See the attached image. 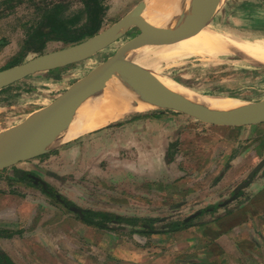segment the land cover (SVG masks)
<instances>
[{"label": "rangeland", "instance_id": "obj_1", "mask_svg": "<svg viewBox=\"0 0 264 264\" xmlns=\"http://www.w3.org/2000/svg\"><path fill=\"white\" fill-rule=\"evenodd\" d=\"M6 1L0 0V70L37 54L70 45L50 40L39 52L25 50L31 32L42 23L46 9L50 11L59 3L64 5L63 14L67 17L82 13L78 27L86 20L82 0ZM140 1L142 0H101L103 15L98 32L112 26ZM10 5L13 7L10 8ZM261 26H264V21L258 24V27ZM140 30L139 25H133L121 39L83 62L29 76L0 90V134L48 106L74 82L106 61ZM245 34L264 36V31ZM163 67L161 73L164 76L188 86V89L200 95L237 97L245 104L264 100V66L248 63L239 55L189 57ZM169 115H181L189 122L204 125L191 116L160 107L146 113L129 115L105 128L53 145L34 159L0 170V181L4 187L2 192L6 195H23L24 200L32 202L33 208L38 205L40 208L43 206L52 209L47 216L52 223L58 222V214L54 208H58L56 203L61 200L74 209L101 211L132 219L131 224L108 220L107 229H104V237L107 235L108 239L112 229L113 234L118 235L116 237L120 244H124L122 242L128 237L133 239L132 236H142V232L152 233L144 231L149 227L157 234L152 237L167 245L166 242H171L170 234L183 231L190 225L186 222L189 213L199 208L213 207L212 211H206L195 220L207 224L220 216V213L226 214L236 207L235 201L224 204V200L228 199L226 195H202L201 191L186 195L183 183L178 184L180 195L166 190L163 191L164 195H153L154 183L161 182L162 177L164 181L169 177L171 182L183 175L182 177H189L192 181L196 180L194 186L202 190L212 175L210 169L201 168L205 162L202 159L180 160L181 162L172 159V156L179 155L176 147L166 146L158 154L160 157L164 155L170 158L169 165L162 164L160 167L151 161L149 154L153 149L150 145L142 148V135L149 139L150 134L154 135L151 132L154 128H176L179 122L165 118ZM127 127L131 128L129 133H133L136 144H132V136H127ZM164 185L162 184V188L166 189L168 185ZM218 210L222 211L218 213ZM41 213L42 210L38 214ZM88 238L94 239V234L88 235ZM180 239L185 241L181 235ZM162 251L163 254H168L165 252L167 248ZM145 253L146 250L142 251V256ZM158 253L160 250L157 252L150 249L147 252L152 255Z\"/></svg>", "mask_w": 264, "mask_h": 264}, {"label": "crops", "instance_id": "obj_2", "mask_svg": "<svg viewBox=\"0 0 264 264\" xmlns=\"http://www.w3.org/2000/svg\"><path fill=\"white\" fill-rule=\"evenodd\" d=\"M214 20L220 27L243 33L264 31V26L258 27L264 21V0H225ZM169 116L165 118L179 122L176 128H154L149 139L142 135V148L150 145L153 149L151 161L160 167L169 165L171 159L158 154L166 146L176 147L179 155L172 159H202L205 162L201 168L210 169L212 175L202 190L194 186L196 180L183 175L171 182L169 177L165 181L162 177L151 188L153 195H164V190L180 195L178 184L183 183L186 195L201 191L202 195L228 196L224 204L235 201L233 210L226 214L218 210L220 216L207 224L195 220L213 207L189 213L186 222L190 225L170 234L167 245L152 237L157 234L144 232L120 244L112 229L111 237H104V228L87 224L61 200L54 208L58 222H49L47 216L52 209L33 208L23 195L4 194L0 181V259L7 257L13 264H264V123L198 125L181 115ZM130 130L127 127L126 134L136 144ZM162 184L168 185L166 189ZM41 210L42 216L38 214ZM90 234L94 239L88 238ZM163 248L168 254H163ZM150 249L160 253L147 254Z\"/></svg>", "mask_w": 264, "mask_h": 264}, {"label": "water", "instance_id": "obj_3", "mask_svg": "<svg viewBox=\"0 0 264 264\" xmlns=\"http://www.w3.org/2000/svg\"><path fill=\"white\" fill-rule=\"evenodd\" d=\"M151 1H140L112 26L91 37L0 70L2 90L29 76L83 62L121 39L131 26L141 27L135 37L74 82L52 103L0 134V170L47 152L52 141L71 125L78 112L118 79L138 83L158 107L186 114L203 123L233 127L264 123V100L232 111L213 110L166 88L153 71L128 61L129 54L143 42L195 35L212 22L222 4V0H190L186 21L169 23L162 20L152 22L144 16Z\"/></svg>", "mask_w": 264, "mask_h": 264}, {"label": "bare ground", "instance_id": "obj_4", "mask_svg": "<svg viewBox=\"0 0 264 264\" xmlns=\"http://www.w3.org/2000/svg\"><path fill=\"white\" fill-rule=\"evenodd\" d=\"M189 1L152 0L144 16L152 22L162 20L169 23L176 21L183 23L189 17ZM224 1L222 0L221 3ZM220 55H239L248 63L264 66V36H254L236 29L223 28L214 20L188 38L155 40L138 44L129 54L128 61L150 69L166 88L194 102L219 111L241 109L246 104L237 97L200 95L188 89V86L162 74L164 65L185 58H215ZM157 107L158 105L145 88L138 83L118 79L94 101L82 108L71 125L54 139L51 145L67 142L83 134L105 128L126 116L146 113Z\"/></svg>", "mask_w": 264, "mask_h": 264}, {"label": "trees", "instance_id": "obj_5", "mask_svg": "<svg viewBox=\"0 0 264 264\" xmlns=\"http://www.w3.org/2000/svg\"><path fill=\"white\" fill-rule=\"evenodd\" d=\"M10 1L12 0H7L6 2ZM100 1L101 0H82L84 4L83 15H85L86 20L81 27H78L77 23L82 13L67 17L63 14V12L65 13L63 10L65 8L64 5L59 3L55 4L50 11H46V9L42 17V23L31 32L30 38L25 44V50L36 53L50 40H58L66 44H73L93 36L99 31L102 21L103 10ZM9 7L12 8L13 5ZM44 191L49 193V191ZM73 210L80 216L81 220L87 224L96 225L104 229L107 227L108 220L115 223H118V221H124L128 224L132 223V219L110 215L109 213L101 211L86 210V214H84L80 209ZM144 231L153 233L154 230L147 227V230L145 229ZM0 260L2 261L1 264H13L7 257L4 261L2 258Z\"/></svg>", "mask_w": 264, "mask_h": 264}, {"label": "flooded vegetation", "instance_id": "obj_6", "mask_svg": "<svg viewBox=\"0 0 264 264\" xmlns=\"http://www.w3.org/2000/svg\"><path fill=\"white\" fill-rule=\"evenodd\" d=\"M86 210H87V209H85V210L83 209V211H82V212H83L84 214H86V213H85V212H86ZM78 216H79V215H78ZM79 217H80V216H79Z\"/></svg>", "mask_w": 264, "mask_h": 264}]
</instances>
